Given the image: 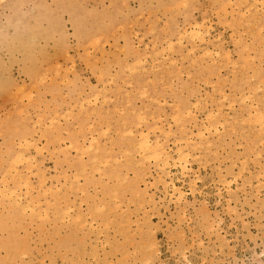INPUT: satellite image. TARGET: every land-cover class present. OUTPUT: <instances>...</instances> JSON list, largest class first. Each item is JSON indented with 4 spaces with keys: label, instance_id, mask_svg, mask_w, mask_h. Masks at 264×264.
<instances>
[{
    "label": "rangeland",
    "instance_id": "obj_1",
    "mask_svg": "<svg viewBox=\"0 0 264 264\" xmlns=\"http://www.w3.org/2000/svg\"><path fill=\"white\" fill-rule=\"evenodd\" d=\"M244 1L0 0V264H264Z\"/></svg>",
    "mask_w": 264,
    "mask_h": 264
},
{
    "label": "bare ground",
    "instance_id": "obj_2",
    "mask_svg": "<svg viewBox=\"0 0 264 264\" xmlns=\"http://www.w3.org/2000/svg\"><path fill=\"white\" fill-rule=\"evenodd\" d=\"M256 1H257V0H255L254 3H255ZM262 1L264 2V0H262ZM262 1H260L261 4H262ZM244 2H246V0H245ZM228 3H229V2H228ZM256 3H258V2H256ZM263 5H264V4H263ZM250 6L252 7V5H250ZM255 6H256V4H255ZM221 8H223V7H221ZM224 8H225V7H224ZM229 8H230V7H229ZM248 8H250V7H248ZM259 8H261V7H259ZM259 8H258V10H259ZM166 10H167V9H166ZM261 10H264V9L262 8ZM223 11H225V10H223ZM259 11H260V10H259ZM203 12H204V11H203ZM216 12H217V11H216ZM253 13H254V12H253ZM254 14H255V13H254ZM259 16H260V15H259ZM247 22H248V21H247ZM256 23H257V22H256ZM256 23H255V24H256ZM200 24H201V23H200ZM164 26H165V25H164ZM164 26H163V27H164ZM197 26H198V25H197ZM199 26H200V25H199ZM201 26H202V25H201ZM239 26H240V25H239ZM186 27H187V26H186ZM195 28H196V27H195ZM261 28H262V27H261ZM184 29H185V28H184ZM191 30H192V29H191ZM195 30H196V29H195ZM261 30H262V29H261ZM261 30H260V31H261ZM150 31H151V30H150ZM192 31H193V30H192ZM192 31H191L190 33L188 32L187 35H189V34L191 35L192 33H194V32H192ZM196 32H197V33L194 34V35H195L194 37L199 38V41H200V39L202 38V36H201L202 34L200 35L201 37H199V36H196V35H198V33H199L198 30H197ZM200 32H201V31H200ZM183 33H184V30H183ZM205 33H206V32H205ZM258 33H259V32H258ZM184 34H185V33H184ZM184 34H182V35H184ZM180 35H181V34H180ZM182 35H181V36H182ZM181 36H180V38H181ZM183 37H184V36H183ZM191 37H193V36H191ZM262 37H263V36H262ZM180 38H179V40H181ZM184 38H186V37H184ZM189 38H190V37H189ZM197 38H196V39H197ZM190 39H191V38H190ZM197 40H198V39H197ZM201 40H202V39H201ZM202 41H203V40H202ZM200 42H201V41H200ZM179 43H180V42H179ZM179 43H178V44H179ZM236 43H237V41H236ZM238 43H239V42H238ZM93 44H94V43H93ZM254 48H255V47H254ZM170 49H171V48H170ZM170 49H169V50H170ZM163 52H164V51H163ZM206 52H207V50H206ZM206 52L204 51V53H206ZM202 53H203V52H202ZM208 53H209V52H208ZM246 53H247V52H246ZM209 54H210V53H209ZM217 54H218V53H217ZM228 55H229V54H228ZM165 57H166V56H165ZM248 58H249V57H248ZM247 60H248V59H247ZM191 61H193V60H191ZM210 61H211V60H210ZM246 62H247V61H246ZM143 63H144V62H143ZM169 63H171V62H169ZM173 63H174V62H173ZM234 64H235V63H234ZM150 68H151V67H150ZM131 70H132V69H131ZM131 70H130V71H131ZM167 72H168V71H167ZM56 73H57V72H56ZM43 74H44V73H43ZM214 76H215V75H214ZM43 77H44V76H43ZM40 78H41V77H40ZM41 79H42V78H41ZM250 80H251V79H250ZM40 81H41V80H40ZM205 81H206V80H205ZM203 82H204V81H203ZM216 82H217V81H216ZM222 83H223V82H222ZM211 85H212V84H211ZM257 85H259V84H257ZM168 89H169V88H168ZM142 91H143V90H142ZM253 92H254V91H253ZM28 94H29V93H28ZM63 95H64V94H63ZM125 95H126V94H125ZM30 96H31V95H30ZM240 96H241V95H240ZM94 97H95V96H94ZM94 97H93V99H94ZM238 97H239V96H238ZM247 97H248V96H247ZM249 97H250V96H249ZM27 98H28V97H27ZM28 99H29V98H28ZM104 99H105V98H104ZM246 99H247V98H246ZM94 100H95V99H94ZM94 100H93V101H94ZM90 101H91V100H89V102H90ZM93 101L90 102V103H93ZM102 101H103V99H102ZM87 102H88V101H87ZM103 102H104V101H103ZM95 104H96V103H95ZM95 104H94V105H95ZM23 105H24V104H23ZM205 105H206V104H205ZM80 106H81V104H80ZM255 106H256V105H255ZM239 108H240V107H239ZM254 109H256V107L253 108V110H254ZM217 110H218V109H217ZM253 110H252V111H253ZM263 112H264V111H262V113H261V112H259V110H258L257 115H256V111L253 112V113H255L254 115L258 116V118H259L258 121H259V120L261 121V119H263V117H264ZM65 113H66V112H65ZM188 113H189V112H188ZM224 116H225V115H224ZM256 116H255V117H256ZM175 117H176V116H175ZM248 117H249V116H248ZM140 118H142V117H140ZM161 119H162V118H161ZM173 119H174V118H173ZM206 119H207V118H206ZM214 119H215V118H214ZM238 119H239V118H238ZM38 120H39V119H38ZM157 120H158V119H157ZM248 120H249V118H248ZM177 121H178V120H177ZM234 121H235V120H234ZM256 121H257V120H256ZM258 121H257V122H258ZM34 124H36V123H34ZM220 124H221V123H220ZM220 124H219V125H220ZM49 128H50V127H49ZM180 129H181V128H180ZM233 129H234V128H233ZM150 130H151V129H150ZM221 130H222V129H221ZM252 130H253V129H252ZM107 131H108V130H107ZM117 131H118V130H117ZM151 131H152V130H151ZM159 131H160V130H159ZM215 131H216V130H215ZM232 131H233V130H232ZM76 132H77V131H76ZM233 132H234V131H233ZM250 132H251V131H250ZM159 133H160V132H159ZM201 134L203 135V133H201ZM212 134H213V133H212ZM34 135H35V134H34ZM202 135H200V136H202ZM260 135H261V134H260ZM142 136H143V135H142ZM168 136H169V135H168ZM254 136H255V135H254ZM218 137H219V136H218ZM90 139H91V138H90ZM204 139H205V137H204ZM92 140H93V139H92ZM92 140H91V142H92ZM142 141H143V142H141V143H143V145H141L142 149H141V147H140V149L142 150V153H143V152H149V151L151 150V148H152V149H153V148L155 149V146H157V144L160 145V143H156L154 146L150 147L149 142L147 141L146 136L142 138ZM156 141H157V140H156ZM26 142H27V141H26ZM23 143H25V141H23ZM27 143H28V142H27ZM26 145H28V144H26ZM26 145L24 144V146H26ZM261 145H262V144H261ZM20 146H23V145L21 144ZM132 146H133V145H132ZM157 147H158V146H157ZM159 147H160V146H159ZM159 147H158V148H159ZM88 148H89V147H88ZM193 148H194V147H193ZM154 149H153V150H154ZM36 150H37V149H36ZM165 150H166V149H165ZM165 150L163 149L162 152L165 151ZM37 151H38V150H37ZM39 151H40V150H39ZM140 152H141V151H140ZM140 152H138V153H140ZM156 152H157V151H156ZM160 152H161V151H160ZM160 152L158 153V156H159V155L161 156V153H160ZM179 152H180V150H178V153H179ZM163 153H165V152H163ZM155 154H156V153L154 152V157H155V158H154L153 156H150V157L146 156V158L148 157V160L151 159V158H152L151 160L158 159V158H157V157H158L157 154H156V156H155ZM18 155H21V154H18ZM141 156H142V155H141ZM184 156H186V155H184ZM184 156H183V157H184ZM165 157H167V155H165ZM183 157H182V158H183ZM18 158H19V156H18ZM160 158H161V157H160ZM162 158H163V157H162ZM182 158H180V159H182ZM20 159H21V158H20ZM27 159H28V158H27ZM185 159H186V157H184V160H185ZM25 160H26V159H25ZM15 161H16V160H15ZM15 161H14V162H15ZM27 161H28V160H27ZM242 161H243V160H242ZM19 162H20V161H19ZM165 162H166V163H164V164H166V165H164V164H161V165L167 166V164H168V163H167V160H166ZM177 162L179 163V161H177ZM15 163H16V162H15ZM158 164H159V163H158ZM184 164H185V163H183V165H184ZM179 165H180V163H179ZM29 166H30V165H29ZM29 166H28V167H29ZM159 167H160V166H159ZM162 167H163V166H162ZM179 167L185 169L186 166H185V167H184V166H179ZM242 169H243V168H242ZM242 169H241V170H242ZM28 170H29V169H28ZM167 170H168V169H167ZM182 170H183V169H182ZM15 171H16V170H14V172H15ZM168 172H169V171H168ZM64 177H65V176H64ZM74 177H75V176H74ZM126 177H127V176H126ZM256 178H257V177H256ZM116 179H117V178H116ZM4 180H5V179H3V181H4ZM26 180H27V179H26ZM75 180H76V179H75ZM41 182H42V180H41ZM41 182H40V183H41ZM168 183H169V182H168ZM78 184H79V183H78ZM39 185H40V184H39ZM23 186H24V185H23ZM124 187H125V185H124ZM169 187H170V186H169ZM171 187H172V190H173V191H176L177 188L175 187V184H172ZM167 190H168V189H167ZM0 192H1V191H0ZM11 192H12V191H11ZM11 192H8V193H11ZM177 192H178V191H177ZM8 193H7V194H8ZM12 193H13V192H12ZM12 193H11V194H12ZM5 194H6V193H5ZM11 194H10V195H11ZM177 194H179L180 196H182V194H181L180 191H179ZM10 195H9V196H10ZM4 196H6V195H4ZM11 196H12V195H11ZM7 197H8V195H7ZM177 197H178V195H177ZM177 197H176V198H177ZM14 198H16V197H14ZM18 199H19V198H18ZM178 199H180V197H179ZM178 199H177V200H178ZM15 206H17V205H15ZM35 206H36V205H35ZM32 207H33V206H32ZM30 211L33 212L32 209H30L29 212H30ZM27 212H28V211H27ZM35 214H37V213H35ZM42 214H43V213H42ZM41 216H42V215L40 214V217H41ZM44 217H45V216H44ZM42 218H43V217H42ZM66 219H67V218H66ZM77 220H78V219H77ZM105 226H106V225H105ZM153 245H154V244H153ZM100 246H101V245H100ZM149 247H150V246H149ZM149 247H148V248H149ZM151 247H152V246H151ZM151 253H152V252H151ZM60 254H61V253H60Z\"/></svg>",
    "mask_w": 264,
    "mask_h": 264
}]
</instances>
